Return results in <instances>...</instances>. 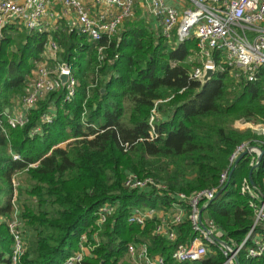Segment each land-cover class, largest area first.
Returning <instances> with one entry per match:
<instances>
[{
  "label": "trees",
  "instance_id": "obj_1",
  "mask_svg": "<svg viewBox=\"0 0 264 264\" xmlns=\"http://www.w3.org/2000/svg\"><path fill=\"white\" fill-rule=\"evenodd\" d=\"M53 39L63 50L62 60L72 67L74 96L66 101L65 89L59 88L30 111L23 127L11 129L5 110L31 81L48 35L8 25L0 37V218L4 219L0 221V264H10L13 238L6 221L15 206L22 210L25 225L21 263L61 264L77 250L80 236L107 202L118 207L103 226L99 246L83 264H127L123 258L131 243H146L151 255L170 260L178 245L194 237L189 221L175 227L176 238L170 242L153 233L158 220L141 229L127 223L128 213L135 207L169 210L175 194L216 187L239 144L264 142L250 130L231 127L239 119L264 122V68L256 82L238 85L218 65L215 53L216 69L200 84L190 79L192 64L188 63L197 51V40L191 37L169 45L160 30H152L137 16L126 19L110 40L105 51L110 61L98 70L94 44L84 37L64 27L53 33ZM106 41L103 36L99 44L107 46ZM49 107L55 109L53 120L42 125L41 116ZM154 108L156 138L151 140ZM38 126L41 132L31 136ZM261 146L263 156L252 180L262 191ZM14 154L19 161L13 160ZM251 158L248 154L238 162L227 188L203 212L231 244H240L254 222L249 196L240 194L252 168ZM128 172L153 178L166 187L165 192L127 190L123 182ZM255 231L261 233L259 228ZM249 245L248 240L245 246ZM223 261L214 247L204 259L185 264ZM238 261L264 264V254L248 260L241 251Z\"/></svg>",
  "mask_w": 264,
  "mask_h": 264
},
{
  "label": "built area",
  "instance_id": "obj_2",
  "mask_svg": "<svg viewBox=\"0 0 264 264\" xmlns=\"http://www.w3.org/2000/svg\"><path fill=\"white\" fill-rule=\"evenodd\" d=\"M85 1L92 2L94 7L106 6L113 10L99 11L95 15L86 7ZM190 6L177 10L166 5L164 0H144L149 13L156 19L160 26L161 34L167 43L177 45L191 37L197 40L195 53V66L190 70L189 76L193 81L202 84V78L206 70L216 69L214 54H218V65L228 71L236 84L252 83L258 80L260 70L264 68V0H189ZM62 14L49 11L45 0H0V37L3 29L8 25H18L30 31L43 32L48 35V40L40 59L32 70L31 81L24 93L12 101V107L6 113V124L11 129L21 128L28 122L30 111L34 110L38 103L50 93L59 88L66 91L65 100L70 101L75 93L76 80L73 76L70 64L62 60V48L53 39L55 33L48 22L52 21L57 26V20L63 15L70 14L72 21L67 26L68 33H75L84 37L87 42L94 44L98 70L107 60L105 51L110 40L117 36L120 27L126 19L133 14L134 0H60ZM95 9V8H93ZM54 28V30H56ZM57 32V31H56ZM107 38V46L99 44L102 37ZM67 77L62 84L59 77ZM264 103V101H263ZM55 109L49 107L48 112L41 116V124H50L53 120ZM158 113L154 108L150 118V139L156 138L153 121ZM0 126L2 124L0 123ZM240 127L249 129L254 135L264 139V125L245 121ZM41 127H35L31 136L41 132ZM264 147V142H261ZM251 146L244 142L239 144L229 157L228 167L220 173L218 185L208 190L195 191L190 195L175 194V200L169 210L152 209L148 207L132 208L127 217L129 225H136L141 229L151 220H158L153 233L163 237L167 241L176 238V226L181 225L186 219L191 225L194 237L187 243L178 245L171 253L170 260L162 255H151L148 244L131 243L127 245L126 258L129 264H185L204 259L211 252L212 247L221 252L224 257L222 264H235L241 251L245 252V258L254 260L264 254V183L262 191L255 184L252 187L248 179H244L240 185V194L248 195V206L252 209L254 222L246 237L240 244H231L223 240V232L216 226L213 220L204 217L200 210L206 209L207 204L213 200L216 194L227 182L229 171L239 155L248 151L252 155L250 166L254 167L262 146ZM13 160L19 161L20 156L13 155ZM35 165H29L34 167ZM123 186L129 191L142 192L154 189L156 195H163L166 187L151 177L139 178L134 174H127ZM117 203L107 202L102 204L95 212V220L91 227L102 229L108 219L114 216ZM185 210H188L186 214ZM163 213L160 217L159 214ZM14 218L9 226V232L13 238L11 252L8 255L10 264H22L21 258L25 253V239L18 213H13ZM19 222V223H18ZM206 229L227 244V248L216 244L201 228ZM20 225V227H19ZM91 227L84 232L79 239L78 248L68 256L61 264H83L86 258L92 257L95 248L100 244L99 233H92ZM259 228L261 233L255 231ZM249 240L250 245L245 246ZM211 246V249H210Z\"/></svg>",
  "mask_w": 264,
  "mask_h": 264
},
{
  "label": "crops",
  "instance_id": "obj_3",
  "mask_svg": "<svg viewBox=\"0 0 264 264\" xmlns=\"http://www.w3.org/2000/svg\"><path fill=\"white\" fill-rule=\"evenodd\" d=\"M48 10L49 11H53V12H57L62 14V8L60 5V0H45ZM164 2L166 3V5L173 7L177 10H182L184 8H188L190 6V1L189 0H164ZM86 7L89 8L92 12L93 15H95L97 12L99 11H107L108 14H112L114 11L113 10H108L106 9V6H101V7H94V5L92 4V2H88L85 1ZM95 8V9H93ZM137 16L138 18H143L147 24L150 26V28L152 30H160V26L158 25L156 19H154L151 14L149 13V10L144 2V0H134V8H133V14L131 17H135ZM69 21L71 22L72 19L70 17V14H66V16L63 15L62 18H59L57 20V26H55L52 21H49L47 24L48 26H50V28L56 32L61 30L64 27H67L69 25ZM56 30H54V28H56ZM123 25L120 27L119 32L122 30ZM161 31V30H160ZM169 45H172L169 43ZM195 55V54H194ZM194 57V56H193ZM61 146V145H60ZM163 213L159 214V217L162 215Z\"/></svg>",
  "mask_w": 264,
  "mask_h": 264
},
{
  "label": "water",
  "instance_id": "obj_4",
  "mask_svg": "<svg viewBox=\"0 0 264 264\" xmlns=\"http://www.w3.org/2000/svg\"><path fill=\"white\" fill-rule=\"evenodd\" d=\"M212 75H213V71H212V70H206L205 75H204L203 78H202V84L206 83V82L212 77ZM59 80L61 81L62 84H64V83H66V81H67V77L64 76V75H61V76L59 77ZM5 112L7 113V112H8V109H6ZM245 155H248V151H245V152L241 153V154L239 155V157L234 161V163H233V165H232V167H231V169H230V171H229L228 179H227L226 184H225L224 187H223V188H222V189L216 194L215 198H216V197H217V196H218L223 190H225V189L227 188L228 183H229V180H230V178H231V175H232V173H233V171H234L236 165L238 164V162H239V161H240ZM262 156H263V151L261 150L259 156L257 157V163H256V164L254 165V167H252L251 170L249 171L248 181H249V183H250V185H251L252 187H254V182H253V180H252V171H253V169H255V168H257V167L259 166ZM204 210H205L204 208H202V209L200 210V216H201V214H202V212H203ZM201 228H202V229H203V230L209 235V237H210V238H211L216 244H218V245H222V246H224V248H227L228 245L225 244L224 242H222L220 239L216 238L214 235H212V234L206 229V227H205L203 224H201ZM235 264H239V261H238L237 259H235Z\"/></svg>",
  "mask_w": 264,
  "mask_h": 264
},
{
  "label": "rangeland",
  "instance_id": "obj_5",
  "mask_svg": "<svg viewBox=\"0 0 264 264\" xmlns=\"http://www.w3.org/2000/svg\"><path fill=\"white\" fill-rule=\"evenodd\" d=\"M188 63H191L192 64V67L193 66H195L196 64H198L197 63V60H196V57L194 56V57H192V58H190V60H188ZM233 82H234V80H233ZM235 83V82H234ZM236 84V83H235ZM20 96V95H19ZM16 98V97H15ZM15 98H13V99H15ZM17 99V98H16ZM264 101V100H263ZM263 101H262V103H263ZM11 107H12V105L10 106V109H11ZM9 108H8V110H10ZM157 112V111H156ZM245 123V120L244 119H239V120H236V121H234L232 124H231V127H232V129L233 130H238V131H245V130H249V129H246V128H241L240 127V125L241 124H244ZM252 123H254V124H263L264 125V122H252ZM62 147L64 146V144H62L61 145ZM129 173H131V174H134V175H136L137 177H139L136 173H134V172H128V174ZM139 178H141V177H139ZM142 178H146V177H142ZM21 179H23V177L21 178ZM20 181V180H19ZM264 183V177L262 178V184ZM18 183H15L14 185H17ZM15 194H16V192H14ZM15 211H17V213H18V219H19V221H20V223H21V227H20V225H19V227H20V229L22 228V229H25V225H24V222H23V219H22V210L20 211V209H18V207L17 206H15L14 207V211H13V213L15 212ZM13 217V214L11 215V217H10V219H8L6 222H11L14 218H12ZM12 219V220H11ZM0 221L2 222V221H4V219H2V218H0ZM19 223V222H18ZM9 225H11V223H9ZM8 230H10L9 229V226H8ZM91 232L92 233H99V235H98V240L96 239V241H100V233L103 231V228L102 229H98L97 227H95V226H93V227H91ZM10 233V232H9ZM100 243V242H99ZM99 246V245H98ZM97 246V247H98ZM214 247H212V249H213ZM210 249H211V246H210ZM219 251V250H218ZM221 253V252H220ZM123 260H124V262H126L127 264H129V261L127 260V258H126V256L123 258Z\"/></svg>",
  "mask_w": 264,
  "mask_h": 264
}]
</instances>
